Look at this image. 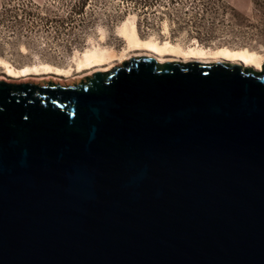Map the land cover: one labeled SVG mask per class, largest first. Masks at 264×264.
I'll return each mask as SVG.
<instances>
[{
	"label": "water",
	"instance_id": "95a60500",
	"mask_svg": "<svg viewBox=\"0 0 264 264\" xmlns=\"http://www.w3.org/2000/svg\"><path fill=\"white\" fill-rule=\"evenodd\" d=\"M157 60L0 80V264H264V63Z\"/></svg>",
	"mask_w": 264,
	"mask_h": 264
},
{
	"label": "rangeland",
	"instance_id": "374dc122",
	"mask_svg": "<svg viewBox=\"0 0 264 264\" xmlns=\"http://www.w3.org/2000/svg\"><path fill=\"white\" fill-rule=\"evenodd\" d=\"M133 19L142 39L183 49H246L264 59V0H0V61L8 64H0V80L78 83L94 71L78 70L82 53L101 48L120 57L126 42L118 30ZM45 64L64 76L25 80L7 71Z\"/></svg>",
	"mask_w": 264,
	"mask_h": 264
},
{
	"label": "bare ground",
	"instance_id": "6f19581e",
	"mask_svg": "<svg viewBox=\"0 0 264 264\" xmlns=\"http://www.w3.org/2000/svg\"><path fill=\"white\" fill-rule=\"evenodd\" d=\"M127 21V20H126ZM166 28V27H165ZM118 35L126 42V49L123 51L120 57H117L111 50H102L101 48H93L86 50L82 53V58L78 60L79 71H107L124 61H127L131 57L148 56L158 58L157 62H199L203 64H210L215 62H223L229 64H237L244 68H251L253 70L260 71L261 65L264 63L263 57L252 51L246 49L230 50L227 48H219L217 50H206L199 46L183 49L180 45H173L169 42L158 43L153 39L140 38L135 20L123 22L121 24ZM156 39V38H155ZM113 52V51H112ZM122 52V51H121ZM76 63V64H77ZM0 64L8 68V64L4 61H0ZM10 73L9 77L22 78L27 80H36V77H40L38 80L46 75H54L57 77H63V70L53 68L49 65L23 67L19 70L7 69ZM92 72V73H93ZM87 75V74H86ZM90 75V74H88ZM6 82L5 78L1 79ZM46 80V79H45ZM24 81V80H23ZM59 81V80H58Z\"/></svg>",
	"mask_w": 264,
	"mask_h": 264
},
{
	"label": "trees",
	"instance_id": "16d2710c",
	"mask_svg": "<svg viewBox=\"0 0 264 264\" xmlns=\"http://www.w3.org/2000/svg\"><path fill=\"white\" fill-rule=\"evenodd\" d=\"M232 12V16L234 18L238 17V18H245V16L243 14H241L240 12H238L236 9H231L230 10Z\"/></svg>",
	"mask_w": 264,
	"mask_h": 264
}]
</instances>
